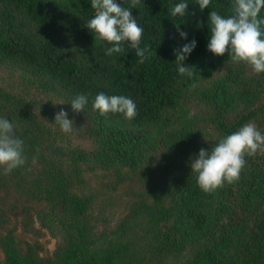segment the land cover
<instances>
[{
    "label": "trees",
    "instance_id": "16d2710c",
    "mask_svg": "<svg viewBox=\"0 0 264 264\" xmlns=\"http://www.w3.org/2000/svg\"><path fill=\"white\" fill-rule=\"evenodd\" d=\"M117 2L130 7L124 0ZM178 2L142 0L131 10L144 29L141 47L150 46L151 51V57L140 64L135 50L128 44L124 45L123 54L105 55L112 45L95 39V34L85 26L95 14L91 0H0V59L29 69L34 82L45 90L61 89L69 103L80 94L88 96L83 113L99 140L95 156L103 166L114 167L118 173L123 172L124 166L138 168L144 164L146 152L160 144L167 145L174 156H179L189 150L193 135L183 129L169 132L167 113L181 106L185 94L197 82L212 78L226 65L234 67L238 63L231 60L229 53L217 56L207 47L210 13L214 10L225 17L231 15L233 0H211L203 11L195 0H187L188 15L173 17L170 10ZM260 18L264 19V10ZM176 24L187 33V39L180 36ZM193 39L196 47L185 61L186 66L192 67L193 75L182 76L175 63V50ZM250 68L243 63L237 72L201 89L200 97L215 103L222 111L250 99L253 95L249 91L230 85L231 79L239 78L235 74L241 75ZM259 75L264 79V73ZM100 92L131 98L137 106V116L129 121L121 114L100 115L92 107L94 97ZM9 98L8 95L0 97V117L15 123L27 160L24 166L9 173L10 180L41 193L53 207L71 198L67 206L69 217L66 214V219L62 218L59 223L74 237L57 254L59 264H116L119 256L114 250L104 254L85 248L83 240L87 231L81 217L90 199L70 195L71 183L64 179L54 160L44 154L43 127L28 109H22ZM257 114L258 111L250 110L232 121L219 120V126L227 136L254 120ZM36 162L43 163L45 168L32 177L30 172ZM233 190L248 216L255 214L256 226L264 235V165L259 162L255 165L249 161L237 182H225L212 193H205L199 187L194 172L174 186L169 194L171 203L159 202L153 215L158 220L173 221L172 229L178 237L171 240L177 248H182L213 232L221 220L220 197ZM239 235L237 229L225 230L211 240L207 249L184 264H222L221 257ZM0 245L5 253L2 264L43 263L34 247L29 245L23 250L12 232L0 238ZM230 264H264V241Z\"/></svg>",
    "mask_w": 264,
    "mask_h": 264
},
{
    "label": "rangeland",
    "instance_id": "374dc122",
    "mask_svg": "<svg viewBox=\"0 0 264 264\" xmlns=\"http://www.w3.org/2000/svg\"><path fill=\"white\" fill-rule=\"evenodd\" d=\"M242 65L243 62L234 67L226 65L212 78L197 82L185 94L181 106L167 113L169 132L183 129L193 135L187 152L174 156L167 145L160 144L146 152L143 165L138 168L124 166L122 173L96 160L99 140L88 117L83 112H73L61 89L41 88L34 82L29 69L0 59V97L8 95L10 102H16L36 117L46 136L44 154L54 160L64 179L71 183L70 195L90 199L81 217L87 231L83 241L89 251L105 254L114 250L119 256L116 264H184L207 249L213 238L234 228L239 238L221 257L222 264H230L264 241V235L256 226L255 214L248 216L235 190L226 191L220 197L221 220L213 232L182 248H177L171 240L178 237L172 229L173 221L158 220L153 214L159 202L170 204L169 194L174 186L194 173L191 162L198 157L200 149L210 150L226 136L219 120L232 121L247 111L256 110L258 114L250 122L264 133V79L252 68L241 75L235 74L238 80H230L232 88L247 90L253 95L235 107L222 111L199 95L201 89L208 88L220 77L237 72ZM61 101L65 104H53ZM61 109L74 120L72 133H64L55 123V114ZM249 161L264 165V153L247 156V165ZM44 168L43 163H33L31 176H37ZM69 203L70 197L53 207L41 193L15 185L9 174L0 170V238L12 232L23 250L29 245L34 247L43 259L42 264H59L57 254L74 237L59 223L62 218L66 219ZM4 260L5 253L0 245V264Z\"/></svg>",
    "mask_w": 264,
    "mask_h": 264
},
{
    "label": "clouds",
    "instance_id": "9594fccd",
    "mask_svg": "<svg viewBox=\"0 0 264 264\" xmlns=\"http://www.w3.org/2000/svg\"><path fill=\"white\" fill-rule=\"evenodd\" d=\"M130 7H124L117 0H91V8L95 10L94 17L85 25L95 39L112 45L105 55L123 54L124 45L128 44L135 50L143 64L151 57L150 46L141 47L144 29L132 15L142 0H124ZM201 11L208 8L211 0H195ZM232 14L225 17L217 11H212L209 18L210 41L208 50L217 56L229 53L233 62H243L255 73H264V19L260 13L264 10V0H233ZM173 17L188 15L187 0H180L170 10ZM180 36L187 39V33L180 30ZM193 39L175 50L178 72L191 77L192 67L185 61L196 47ZM230 50V51H229ZM88 103V96L78 95L70 104L73 112H83ZM54 105L65 104L63 101ZM100 115L121 114L131 121L137 116L135 102L124 95H107L100 92L94 97L92 104ZM68 112L61 109L55 114V123L64 133H72L74 120L68 118ZM264 153V133L254 122L243 125L239 130L221 138L210 150L201 148L198 157L192 159L191 168L197 174V183L205 193H212L224 186L225 182L232 184L240 179V174L246 165V157ZM24 142L19 138L14 122L0 117V170L9 174L26 164Z\"/></svg>",
    "mask_w": 264,
    "mask_h": 264
}]
</instances>
